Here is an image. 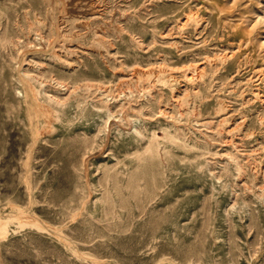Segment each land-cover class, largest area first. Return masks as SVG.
Returning <instances> with one entry per match:
<instances>
[{
  "label": "rangeland",
  "instance_id": "rangeland-1",
  "mask_svg": "<svg viewBox=\"0 0 264 264\" xmlns=\"http://www.w3.org/2000/svg\"><path fill=\"white\" fill-rule=\"evenodd\" d=\"M0 264H264V0H0Z\"/></svg>",
  "mask_w": 264,
  "mask_h": 264
},
{
  "label": "bare ground",
  "instance_id": "bare-ground-1",
  "mask_svg": "<svg viewBox=\"0 0 264 264\" xmlns=\"http://www.w3.org/2000/svg\"><path fill=\"white\" fill-rule=\"evenodd\" d=\"M80 6H81V5H80ZM84 8H85V7H84ZM90 10H91V9H90ZM85 11H86V10H85ZM82 12H83V11H82ZM186 20H187V19H186ZM186 67H187V66H186ZM184 68H185V67H184ZM185 69H187V68H185ZM196 70H197V67H196ZM196 70H195V71H196ZM201 70H202V69H201ZM187 72H188V71H187ZM201 72H202V71H201ZM189 73H190V72H189ZM191 75L193 76V74H191ZM195 75H196V73H195ZM189 76H190V75H189ZM197 76H198V73H197ZM185 77H186V76H185ZM198 77H199V76H198ZM187 79H189V77H188ZM37 104H38V103H37ZM110 115H111V114H110ZM112 122H113V121H112ZM114 122H115V121H114ZM120 128H121V127H120ZM150 143H151V141L148 142L147 145L143 147V150H146L147 148H149ZM160 158H161V157H160ZM28 223H29V222H28ZM28 223H27V224H28ZM34 223H35V222H34ZM25 224H26V223H25ZM38 226H39V225H38Z\"/></svg>",
  "mask_w": 264,
  "mask_h": 264
}]
</instances>
